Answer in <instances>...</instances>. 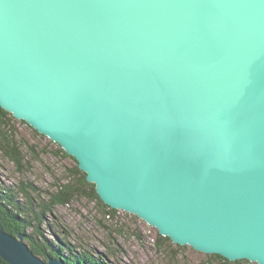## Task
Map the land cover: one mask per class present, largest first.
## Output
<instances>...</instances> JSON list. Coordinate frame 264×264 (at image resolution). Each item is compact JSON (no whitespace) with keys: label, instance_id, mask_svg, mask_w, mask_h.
<instances>
[{"label":"water","instance_id":"water-1","mask_svg":"<svg viewBox=\"0 0 264 264\" xmlns=\"http://www.w3.org/2000/svg\"><path fill=\"white\" fill-rule=\"evenodd\" d=\"M0 106L110 208L264 264V0H0ZM0 256L69 264L1 227Z\"/></svg>","mask_w":264,"mask_h":264},{"label":"rangeland","instance_id":"rangeland-1","mask_svg":"<svg viewBox=\"0 0 264 264\" xmlns=\"http://www.w3.org/2000/svg\"><path fill=\"white\" fill-rule=\"evenodd\" d=\"M3 110L9 114L5 117L8 122L0 121V181L11 187L29 182V190L40 199L76 179L75 162L62 155L59 143L17 119L13 112ZM10 142L18 144L13 153ZM17 151L23 157L22 165L10 157ZM54 214L53 221L72 232V242L110 255L115 264H236L221 262L213 254L166 239L157 227L127 210L105 214L85 192L77 194L69 205L56 206Z\"/></svg>","mask_w":264,"mask_h":264},{"label":"trees","instance_id":"trees-1","mask_svg":"<svg viewBox=\"0 0 264 264\" xmlns=\"http://www.w3.org/2000/svg\"><path fill=\"white\" fill-rule=\"evenodd\" d=\"M0 113V121L8 122L5 117L9 113L1 106ZM23 122L26 123L25 120ZM17 146L18 144L10 142L11 153L17 150ZM59 151L65 157L74 160L73 172L76 179L66 182L57 193L50 197L42 195L40 199L29 190V186L31 187L29 182L23 181L22 184H17V187H11L0 181V227L14 235L24 234V241L35 255L45 260L53 257L69 264H115L111 261L110 255L97 253L76 241L72 242L70 239L72 232L68 227L52 219V217L55 218L56 206L71 204L81 192L90 195L92 200L99 203L105 214H113L116 211L101 200L96 185L87 180V174L80 169L77 159L62 147ZM10 157L16 164H23V157L18 151ZM165 238L171 240L168 236ZM211 256L224 263L231 262L219 254ZM250 262L242 259L235 263L251 264ZM0 264L10 263L0 256Z\"/></svg>","mask_w":264,"mask_h":264},{"label":"bare ground","instance_id":"bare-ground-1","mask_svg":"<svg viewBox=\"0 0 264 264\" xmlns=\"http://www.w3.org/2000/svg\"><path fill=\"white\" fill-rule=\"evenodd\" d=\"M34 127V126H33ZM35 128V127H34ZM56 142V141H55ZM58 143V142H57ZM24 235V234H23ZM24 238H25V235H24Z\"/></svg>","mask_w":264,"mask_h":264}]
</instances>
